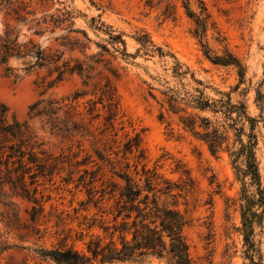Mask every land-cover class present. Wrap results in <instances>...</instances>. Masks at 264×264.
<instances>
[{
    "label": "rangeland",
    "instance_id": "obj_1",
    "mask_svg": "<svg viewBox=\"0 0 264 264\" xmlns=\"http://www.w3.org/2000/svg\"><path fill=\"white\" fill-rule=\"evenodd\" d=\"M59 1L62 4L56 0L50 2H53L52 9L65 5L73 9L76 16L74 28L85 30L91 41H86L82 33L73 32L70 36L78 38L79 42L70 51L53 40L56 35L66 34L58 31L44 45L64 50L63 57L71 64L77 60L91 66V79L84 86V77L77 73L67 74L61 82L45 90L47 82L54 77L48 76L46 70L25 74L20 69L21 61L16 59L10 60L13 74H5L0 67V100L7 105L9 116L27 121L44 148L53 155H64L65 160L64 169L38 187V197L42 195L44 206L38 222L32 223L29 219L33 203L19 196L12 198L18 215L15 227L18 228L8 231L0 216V264H51L39 259L33 248H50L64 242L67 236L65 243L81 252L85 251L91 234H101L96 227L87 228L94 217L99 218V213L92 205H86V187L81 185V173L84 168L96 169L95 162L102 164L94 148L105 150L109 146L99 141L97 127L102 126L103 118L89 124L90 116L85 114L84 122L88 123L86 127L89 129L85 131L86 135L81 136L80 127L79 134L63 137L45 127L39 119L31 118L28 108L39 99H62L84 90L87 93L73 104L77 111L85 113L86 101L97 99L93 94L95 84L103 83L106 78L111 79L119 97V118L115 125L118 143L115 146L122 147L127 137L137 133L141 137L145 152L143 163L147 168L156 167L164 177L181 182L185 176L175 170L179 163L193 180L189 191L178 197V208L189 219L183 232L194 264H250L243 255L240 205L244 195L253 202L257 200V185L239 173L240 162L233 164L226 152L211 154L203 142L177 125L175 117L164 114L163 120L158 119L160 108L150 91L160 98L159 90L163 87L159 80H168L171 85L175 83L171 76L174 59L170 55L145 54L139 50L135 37L146 33L156 46L175 56L195 77L211 87L229 92L233 101H243L247 105L249 114L258 120L256 155L261 186H264V109L255 103L256 90L264 93V0H203L215 26L214 29L209 27L206 41L213 53L221 54L227 48L240 60L244 66L242 82L235 67L216 65L205 57L192 33L194 25L184 12L183 0H95L97 6L89 0ZM195 2L191 0L193 9L196 8ZM167 4L175 8L174 15L163 14ZM98 15L113 30L123 34L128 56L114 52L106 43L107 35L89 27L91 17ZM81 43L86 44L83 50ZM104 43L109 52L101 49ZM110 69L117 75L114 76ZM183 81L189 82L190 78ZM150 86L154 89L150 90ZM207 93L215 95L211 89ZM96 108L105 114L101 104L97 103ZM80 118L75 119L81 122ZM105 153L111 159H120V153L117 158L109 150ZM78 161L85 164L76 166ZM102 173L104 178L111 176L108 166L103 165L97 177ZM99 184L100 181L95 182L97 187ZM166 201L171 202V199ZM254 208L261 212V208ZM260 215L254 240L264 261V210ZM33 227L40 230L39 234L31 232ZM18 234H25L27 238L21 241ZM3 241L18 246L5 247ZM144 264L167 263L153 258Z\"/></svg>",
    "mask_w": 264,
    "mask_h": 264
},
{
    "label": "trees",
    "instance_id": "obj_2",
    "mask_svg": "<svg viewBox=\"0 0 264 264\" xmlns=\"http://www.w3.org/2000/svg\"><path fill=\"white\" fill-rule=\"evenodd\" d=\"M51 1L0 0V67L5 74H13L10 60L16 59L21 61L20 69L25 74L46 70L48 76L54 77L47 82L45 90L72 73L84 77L83 85L87 86L91 79V66L77 60L71 64L70 60L64 59V50L44 45L58 31L66 34L56 35L53 40L70 51L79 42L78 38L70 36L73 32L82 33L86 41H91L85 30L74 28L75 11L66 5L52 9ZM89 2L97 6L95 0ZM195 4L196 8L193 9L191 0L182 1L185 14L193 22L192 33L201 45L203 54L213 64L235 67L239 81L242 82L244 66L240 60L227 48L221 54L212 52L206 36L209 27L215 28L214 23L203 0H196ZM163 14L174 15L175 8L167 4ZM89 27L95 32L106 34V43L111 45L114 52L125 57L129 55L125 51L123 34L102 21L100 15L91 17ZM135 40L140 45L139 50L147 55H170L174 59L171 76L175 78V83L171 85L168 80L160 79L159 83L163 87L159 90L160 98L150 91L160 108L158 119L163 120L164 114L175 117L177 125L203 142L211 154L226 152L233 164L240 162L242 167H238L239 173L257 185L258 198L255 202L246 195L242 197L241 233L244 257L250 264H264L260 248L254 240L255 225L260 224L259 217L264 210V186H261L256 155L257 118L249 114L243 101L235 102L229 92L211 87L195 77L175 56L156 46L146 33L138 35ZM106 43L101 45V49L109 52ZM84 47L86 44L81 43V50ZM110 70L114 76L117 75L113 69ZM187 77L190 81L185 83L183 79ZM149 88L154 89L151 86ZM208 89L215 95H209ZM86 93L83 90L67 98L39 99L29 106L28 115L39 119L45 127L63 137L79 134L80 127L81 136H84L85 131H89L86 127L88 123L103 118L102 128L97 129L99 141L108 144V149L94 148L102 164L95 162L96 169L84 168L81 173V185L86 187V205H92L99 213V218L94 217L87 228L90 230L96 227L101 234L90 235L85 251L80 252L72 245H67L65 236L64 242L60 241L50 248H33L34 253L39 259L51 264H144L153 258L164 260L167 264H194L183 232L189 219L178 208V197L187 193L193 183L188 171L177 163L175 170L181 172L185 179L175 182L164 177L156 167L147 168L143 163L145 152L141 137L137 133L130 137L126 134L127 139L122 147L115 146L118 143L115 125L120 105L111 79L106 78L103 83L95 84L93 94L97 99L87 100L85 113L79 112L73 103ZM97 103L101 104L105 114L96 108ZM255 103L261 110L264 109V93L260 89L255 92ZM85 114L90 116L87 124L84 122ZM76 117H81V122L76 121ZM108 150L114 153V158L120 153V159H111L105 153ZM63 157L62 154L56 156L45 149L27 121L10 117L7 105L0 100V216L8 231L18 228L15 227L18 215L13 197L19 196L33 203L29 211L32 223L38 222L40 216H43V200L42 195L38 197V187L51 181L55 174L64 169ZM80 164L85 163H75L76 166ZM103 165L108 166L111 172L108 178H104L103 173L97 177ZM97 181H100L98 187L95 185ZM166 199H171V202ZM254 207L261 208V212ZM24 228L28 229V226ZM31 232L39 234L40 230L33 227ZM18 236L21 241L27 238L25 234ZM2 243L5 247L18 246L6 241Z\"/></svg>",
    "mask_w": 264,
    "mask_h": 264
}]
</instances>
